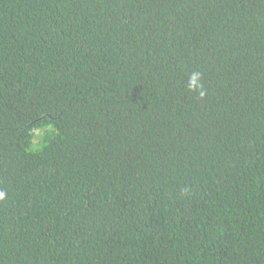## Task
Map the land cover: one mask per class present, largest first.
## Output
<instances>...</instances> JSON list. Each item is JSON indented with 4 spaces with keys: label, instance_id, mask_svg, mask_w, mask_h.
<instances>
[{
    "label": "trees",
    "instance_id": "1",
    "mask_svg": "<svg viewBox=\"0 0 264 264\" xmlns=\"http://www.w3.org/2000/svg\"><path fill=\"white\" fill-rule=\"evenodd\" d=\"M0 192V264H264V0H0Z\"/></svg>",
    "mask_w": 264,
    "mask_h": 264
},
{
    "label": "clouds",
    "instance_id": "2",
    "mask_svg": "<svg viewBox=\"0 0 264 264\" xmlns=\"http://www.w3.org/2000/svg\"><path fill=\"white\" fill-rule=\"evenodd\" d=\"M193 80H195V77L193 78ZM204 93L201 92V96L203 95ZM4 198V193L3 192H0V199H3Z\"/></svg>",
    "mask_w": 264,
    "mask_h": 264
}]
</instances>
